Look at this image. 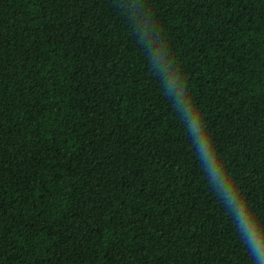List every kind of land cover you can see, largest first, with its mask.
<instances>
[{
  "label": "trees",
  "instance_id": "1",
  "mask_svg": "<svg viewBox=\"0 0 264 264\" xmlns=\"http://www.w3.org/2000/svg\"><path fill=\"white\" fill-rule=\"evenodd\" d=\"M112 1L0 0V264H253ZM143 2L264 221V0Z\"/></svg>",
  "mask_w": 264,
  "mask_h": 264
},
{
  "label": "clouds",
  "instance_id": "2",
  "mask_svg": "<svg viewBox=\"0 0 264 264\" xmlns=\"http://www.w3.org/2000/svg\"><path fill=\"white\" fill-rule=\"evenodd\" d=\"M119 10L127 17L136 44L150 58L153 74L163 95L171 99L191 136L209 183L225 201V207L238 222L239 239L248 250L253 264H264V221L244 197L239 185L228 171L208 131L202 111L191 97L190 90L173 56L162 29L143 0H125Z\"/></svg>",
  "mask_w": 264,
  "mask_h": 264
},
{
  "label": "rangeland",
  "instance_id": "3",
  "mask_svg": "<svg viewBox=\"0 0 264 264\" xmlns=\"http://www.w3.org/2000/svg\"><path fill=\"white\" fill-rule=\"evenodd\" d=\"M113 8H115L116 11ZM117 10H118V1L100 3L97 6H94V8L90 10V13L88 16L92 20H95V19L100 18L101 16H103L105 14L104 18L98 19V20L94 21L93 23H96V24L102 25V26L108 25L114 21L116 14H117Z\"/></svg>",
  "mask_w": 264,
  "mask_h": 264
}]
</instances>
